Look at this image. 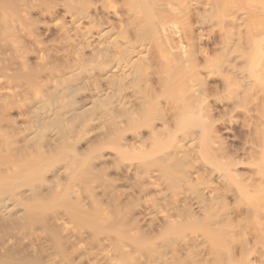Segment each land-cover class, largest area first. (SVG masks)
<instances>
[{
  "label": "bare ground",
  "instance_id": "1",
  "mask_svg": "<svg viewBox=\"0 0 264 264\" xmlns=\"http://www.w3.org/2000/svg\"><path fill=\"white\" fill-rule=\"evenodd\" d=\"M6 3L7 1H5ZM3 4V2L0 3L1 7ZM71 4L72 1L70 2ZM73 4L72 8H66L65 13L74 24L73 31L71 30L72 35H68V30H63L62 33L59 32L63 39L60 37L63 41L62 44L64 43L67 46L66 48L62 45L64 49L66 48L64 54H67L68 49L71 50L70 53L68 52L67 57L66 55L63 56L66 58L71 56L72 58H70L75 65L74 61L81 59L79 54L82 55L80 52L84 49H78L77 47L80 46V43L78 45L76 42L83 40L86 48L90 47V49H93L91 51L89 50V52H92L90 56L95 52L93 55L95 60L97 57L100 59V61L98 59L97 63L95 60L92 61L89 58L92 63L89 61L87 63L95 65L94 67L98 65L95 70L99 68V73L102 75V86L99 85L101 88L98 89V84H92L97 87L92 86V88H96L95 90L92 89V92L94 91L93 100L90 105L86 104L87 106H85L84 110L91 111L92 109H96V122L92 120V123L95 122L94 126L98 121L102 120L104 122L103 125L112 127L107 132L109 133L108 142L109 144L114 143L115 145L113 146L118 145V141H121L120 136L123 135V131L128 129L126 128L127 126L139 125L141 128L145 126L149 127L148 131L150 136L148 139L137 141L139 135L136 134L133 136L137 142L133 144L130 154L132 153L135 156L129 155V151L127 153L128 156L134 157L135 159L123 163L121 170L129 178H132L131 180L129 179V182L132 181V187L128 189L131 192L127 190L129 194L133 193L135 195L137 193L143 198L140 200V196L138 197L137 195V198L141 202L135 208L132 207L133 212L135 210L137 213L143 214L142 219H145L149 224L154 221L158 223L159 221H163V224L165 222V235H176L170 239H168L170 236H167L165 239L153 243L150 249H148L149 251L147 250L149 253L148 258L145 257L148 254L143 256L146 259L141 258L142 255H140L141 257L135 256L133 262H137L138 264H185V261H182L183 259L180 260L181 255L178 256L177 254L182 249L181 251L184 250L190 254L189 259L191 262L188 264H198L199 262L195 263L194 258H201V264H250V259L247 258L245 255L246 252L243 250L246 247V244H243V242L248 238V235L245 238L244 234L246 235L249 232L250 237L257 238L255 242L258 241L261 243L256 242V245L259 246L255 245V249L258 250L255 253L257 254L259 252L258 254H260L258 258L259 263L257 264H264V167L260 168V170L262 169L260 171L261 177L258 178V180H262L257 182L256 177V181H253L254 179L250 177L251 180L253 179L252 182L248 181L242 184L238 183V179L232 171V165L238 155L237 149L234 152L229 150L223 152L221 150L222 157L220 159L217 156H213L210 159V169L207 170L208 177H213L218 183H222L227 191L237 186L238 195H242L241 197H243V194L246 196L251 193L249 195L251 199L255 196L257 198V203H255L256 200L252 201L247 196V199L245 196L243 197V199L245 198L244 200L240 196L235 199L240 198L243 201L238 200L239 202L235 201L234 203L237 202L240 204L241 202L242 204L248 200V204L245 202L243 208L246 211L243 213L247 216V219L245 218L246 221L245 219H240L237 223H234V218L232 220L231 218L236 215V211L232 210L237 209V207L240 210L242 208L238 205L233 208L230 205L233 208L231 211L235 215L232 212L230 213L229 208L231 207H229V204H225L222 200L224 198H221L226 194V191L224 190V194L221 191L223 195H220L218 193L220 189L217 188L221 185L217 186L216 184L213 186L216 180L213 181L211 179L212 181L210 180L209 182L208 178L206 179L207 175L205 178H201L192 163V155L184 152L180 143L184 140L189 141L188 146L193 148V145L198 142L199 149L194 152L198 156L204 154L205 156L206 154L211 155L214 149L213 140L210 137L211 133H209L214 122L212 120L210 121V118H208L210 115H207L210 111L208 112L209 108L207 109L206 105L207 95L205 96L204 91L206 90L203 88L206 86V82L203 80L204 76L202 79V74L213 78V75L216 76L225 70L226 72H232L234 76L226 74L225 80L228 82V85L230 84L232 86L230 89L233 92L231 93L233 96L232 99L236 100L240 98L246 99L249 92H251L248 89H250L254 81L257 84L264 83V0H122L120 3L118 0H74ZM5 6L3 7L5 8ZM53 11L57 13L54 9ZM53 11L51 10L43 14V18L48 20L53 19ZM7 15V13L6 15L4 14L6 22L7 20L9 21ZM85 22L86 24H84ZM49 26H46V29ZM61 29L65 28L61 27ZM6 32L4 31L2 33L6 34ZM216 34H219V39L212 46L211 43L214 41H211L214 35L217 36ZM174 38H178V42ZM36 44H38V46L34 45L36 54L33 55L37 61L43 62L46 59L43 54V52L45 53V46L42 47V44L39 45V42ZM59 50L57 52L54 51L57 55L61 54V57L63 51L61 49V53L58 54ZM54 51L51 52L54 53ZM64 57L62 59H65ZM78 64L80 65V63ZM84 64L82 63L81 66L75 65L74 68L70 66L73 69H68L69 71H63L66 69H61L63 71L61 74H68L71 79L75 76L82 77L81 75L84 72L88 73V71L94 68L93 66L91 68L90 64L88 65L90 70H88L89 67H86V69ZM83 65L84 67H82ZM93 70L92 72L90 71L92 75L95 72ZM88 74L92 78V75L90 73ZM155 76L156 81L154 80ZM208 77L207 80H209ZM86 78L88 77L86 76ZM91 78L90 81L92 80ZM73 80L75 79L73 78ZM84 80L87 79L84 78ZM155 82L162 91L160 89V92L157 91V86L154 85ZM202 82L205 83L204 86ZM2 88L4 87L2 86ZM247 98L249 99V97ZM107 99H111L112 101L110 100L108 102ZM242 100L245 101L244 99ZM104 101L110 107L109 105L106 106L103 103ZM233 102L236 101L234 100ZM96 104L97 106L100 105L95 108L94 106ZM101 104H105L104 107ZM136 104L138 106L141 104L142 107L140 105V109H136L135 107L133 110L130 109V107ZM138 106L136 107L138 108ZM109 108H114L113 112L118 109L119 113L117 111V114L119 115L116 114V111L113 114L112 109L110 110ZM166 114L172 116L174 122L176 120L177 123L175 125L180 131L179 135V131H176V134H168V137L163 136V134L167 135L164 132L167 131V129L165 130L167 126L164 127L165 121L170 119L168 118L166 120ZM189 119L199 120V123L196 124L189 121ZM92 123L91 125H93ZM157 123L162 124H159V127ZM139 126L138 128H140ZM131 127L133 129V126ZM175 130L172 131L175 132ZM51 132L52 136H57L56 134H58L55 133L56 130L55 132L53 130ZM107 132L105 133L106 135ZM120 145L121 143H119ZM38 156L34 155V159L39 158ZM31 157L27 158L26 163L31 162ZM34 159L32 158L31 160L35 162L40 158ZM35 168L37 167L35 166ZM36 170L39 171V169ZM235 183H238L239 187ZM249 183L252 185H249ZM70 184L73 183L70 182ZM96 184L93 185L94 189L91 188L92 190L96 189V191H100L103 189L104 184H101L100 181L96 182ZM250 186H253L254 190H256L255 187L257 186H261V188L263 186L261 189L262 192H259L260 189L259 191L257 189V194L253 195V189ZM91 189L89 188V190ZM239 190L242 194H240ZM78 191L77 189L74 193L77 195L80 194ZM232 191L231 189L229 192ZM237 191L234 190L232 194L237 193ZM67 192L70 193V191ZM69 193L64 195L68 196ZM258 193H261L260 195H263V198L260 196L258 199ZM121 194L124 196L126 192H120V196L122 197ZM129 194L127 197L131 196L132 198L133 194ZM229 194L227 193L226 195ZM109 195L113 198L111 199L109 196V200L111 199L115 202L118 200L114 195L110 193ZM117 195L115 194V196ZM77 197L82 196L78 195ZM67 199L64 200L66 201ZM89 199L93 200L92 197ZM138 199L135 197V199L132 198L131 200L137 201ZM224 200L227 201L226 198ZM250 201L254 203L252 204ZM95 202L94 204H96ZM116 208L115 210L117 211L119 208ZM77 210L80 212V209ZM194 211L198 213L196 216L193 215L195 213ZM231 214L233 215L232 217L230 216ZM118 215L122 218V215ZM192 215L196 218L197 215H202L200 218L203 221L197 222L193 220L194 217ZM56 217L58 218V216ZM62 218L63 216H59L57 220L59 224H57L61 225L62 223L64 232L70 235L75 234L77 231L75 232V229L73 230L67 227L62 222L64 219ZM109 220L111 221L112 219ZM241 220L244 222L242 223ZM251 221L252 223H249ZM110 223H108L110 226L113 225L112 221ZM115 223L117 222L115 221ZM123 223L119 224L123 225ZM238 235H240L238 239L241 238L240 242L237 239ZM44 236L40 234L37 237L40 239V243L43 242ZM82 236L83 234L81 233ZM76 238L78 237L76 236ZM144 243H142V246H146L148 242L146 244ZM242 244L244 247H241ZM191 245L196 246L193 251L191 249L189 250ZM153 247L159 248L158 252L153 253L152 249L151 252L153 254L150 255V250ZM237 247L238 249L241 247L240 251L242 250L244 255L240 253L246 256V258L243 257L240 261L237 260L241 259L242 255L239 256L241 258H237L236 260L234 257L238 256L237 254L234 255ZM104 248H102L101 244L97 245L93 242L92 255L98 259L110 260L113 258L114 255L113 257L111 256L114 253H110V250H105ZM115 262L118 264V261ZM111 263L114 264V259H111L109 264Z\"/></svg>",
  "mask_w": 264,
  "mask_h": 264
},
{
  "label": "rangeland",
  "instance_id": "2",
  "mask_svg": "<svg viewBox=\"0 0 264 264\" xmlns=\"http://www.w3.org/2000/svg\"><path fill=\"white\" fill-rule=\"evenodd\" d=\"M0 1L4 4L5 1H7L5 4L6 6L3 4L5 8L3 6V8L1 7L2 4L0 5V21H3L0 22V264H109L111 259H114V264H116L115 261H118V264H136L137 262H133L135 256L138 257L142 255V257H140L143 258L145 254H148L145 256L148 258V249H150L153 243L159 242L167 236H170L168 239L176 236L175 234L165 235V222L163 224V221H159V223L154 221L155 223L152 222L154 224H149L145 219H142L143 214L141 215V213H137L135 210L133 212L132 209L143 199L141 195L137 193L134 195L132 193L133 199H135V197L138 199L137 195L138 197L140 196L139 199H141L137 201L131 200V196L127 197L129 192H131V190L128 189L132 187V181L129 182V179L131 180L132 178H129L126 173L121 170V165L135 159L131 157L135 155L132 153L130 154L133 144L139 140L144 141L149 138V127L145 126L146 128H141V126L138 125L140 127L138 128L137 125H131L133 126L132 129L131 126V128L127 126L126 128L128 129L125 128L126 130L122 132L123 135L120 136L121 141H118V145L116 144V146H113L115 145L114 143L109 144L108 142V132L111 126L109 125L110 127H108L107 125H103L104 122L102 120H97L98 123L94 126L96 122V109L85 111L84 108L92 103V97L94 96V91L92 92L94 88H92V86H98V89L101 88L99 85L102 84V75L99 73V68L95 70L98 65L94 67L95 65L91 64V60H95L93 56L95 52L90 56L92 52H89V50L91 51L93 49H90V47L86 48V44L83 40L76 42L78 45L80 43L81 46V48H79L80 46L77 45L78 49L84 48L83 51L80 50L82 51L80 52L82 55L79 54L81 59L77 60L80 61L78 62L80 65L77 61L74 62L76 66H81L82 63H85V68H88V65L91 64L90 67H94L92 68L94 69L93 71H95L94 74L92 75V69L90 70V67L88 70L91 72L88 70L86 71L92 75V78L91 76L89 77V74L86 72L83 73L84 75H81L82 77H73L75 80H73V78L71 79L68 74L69 79L66 77L67 75L61 74L63 71L72 70L75 66L71 56V58L68 56L70 59L66 58L71 50L68 49L69 51L67 50V54H64L67 46H65L64 43L62 44L63 39L60 34L63 30H68V35H72L74 24L65 13L66 8H72L74 0ZM71 1L72 4L70 5ZM118 1L120 3L122 0ZM53 9L57 11V13L54 12ZM51 10L53 11V19L48 20L43 18L42 15ZM3 13L5 15L6 13L8 14L7 19H9V21L7 20V22L9 24L5 21L6 19H4ZM84 24H86V22ZM45 25H50L51 27L49 26L47 27L48 29H46ZM43 26L48 31H46ZM61 27L65 29H61ZM5 28L10 31L7 29L4 30ZM49 28L51 29L49 30ZM4 31H7L6 34L2 33ZM216 35L217 36L214 35L215 39L213 37L214 40L212 39L211 41H214L211 43L212 46L216 41L218 42L217 39H219V34ZM174 40L177 41L178 38H174ZM38 42L39 45L42 44V47L45 46V53L43 52V54L46 59L43 62L37 61L34 57L36 54L34 45L38 46V44H36ZM62 45L66 48L64 49ZM46 47L47 49H45ZM57 48L62 49V56L66 55V57L63 56L66 60L62 59V56L60 57L61 54L59 53H61V49L59 50ZM54 50L56 52L59 50V55H57ZM51 51H54L56 54ZM89 58H91V60ZM98 59L97 57L95 61L97 62ZM88 61L91 63H87ZM84 65L82 67H84ZM61 69L66 70L62 71ZM223 73H218V75L215 74L216 76L213 75V78H209L208 75L202 74V79L204 76L203 80H205L204 82H206L207 86V89L206 86L203 87L204 90H206L204 91L205 96L207 95L206 105L207 109L209 108L208 112L210 111L209 114H207L210 115V117H207L210 118V121L212 120L214 122L209 132L211 133L210 137L213 140L214 146L211 155L206 154L205 156L204 154L198 156L194 154V152L199 149L197 145L198 142L193 145V148L188 146L189 141L184 140L180 143L184 152L192 155V163L196 167L197 173L201 178H205L207 175L206 179L208 178L209 182L211 179L213 181L216 180L213 177H208L209 175L207 174V170L210 169V159L213 156H217L220 159L222 157L221 150H223V152L228 150L234 152L238 150L237 159L232 165V171L236 175L238 183L244 184L248 181L252 182L253 179V181L258 180V178L261 177L260 171L262 169L260 170V168L264 167V83L257 84L256 81H254L250 89H248V91L251 90V92H249L250 95L248 94L247 96L249 99L246 97V99L240 98L241 100H236L232 99L233 96L231 93L233 92L230 91L232 86H230V84L228 85V82L225 80L226 74H231L230 76L234 75H232V72H226V70L223 71ZM86 76L88 78H86ZM206 76L209 80H207ZM84 78L87 80H84ZM90 78L92 79L91 81ZM88 80L90 83H88ZM154 80L156 81V76ZM204 82H202L203 86L205 85ZM94 83L98 85H92ZM154 85L157 86L156 82ZM2 86L4 88H2ZM157 89V91H159L160 87L157 86ZM160 91L162 90L160 89ZM110 100L111 99H109L108 102ZM234 100L237 103L233 102ZM103 103L106 104L105 101ZM105 104L101 105L104 107ZM108 105L109 104H106V106ZM140 105L141 104H139V106ZM98 106L96 104L94 107L96 108ZM136 106H138V104L133 105L130 109L133 110L134 107L140 109L139 106L138 108ZM109 109L111 110L112 108ZM113 110L114 108L112 109V113L115 114L114 112L116 110L114 112ZM166 115V120L168 118L171 120L165 121L164 127L167 126V128H165L167 131L164 132L167 133V135L163 134L164 137H168V134H176V131H179L175 125L177 123L176 120L174 122L172 116ZM207 117H205V119H207ZM92 120L95 122L92 123ZM189 121L196 124L199 123V120L196 119H189ZM91 123L93 125H91ZM159 124L157 123L160 127L162 123ZM52 130L54 132L56 130L55 133H58L56 134L57 136L51 135ZM170 130H175V132H171ZM105 131H108L107 135ZM136 134L139 135L137 141L133 137ZM179 134L180 131L178 132V135ZM119 143H121L120 146ZM61 149L63 150L61 151ZM127 151H129V155L131 156H128ZM34 155L38 156L40 159H34ZM29 157L34 160H39L34 162L30 159V161L34 163L30 164L31 162H27V164L26 161ZM35 166L37 168H35ZM36 169H39V171ZM75 173L81 176L75 175ZM250 177L253 179L251 180ZM260 180L262 179H259L257 182ZM98 181L104 185L102 187L103 189L100 191L97 190V192L96 189L92 190L91 188H93V185ZM70 182L73 184H70ZM238 183H235V185H238ZM216 184L217 186L221 185L219 186L220 188H217V186L216 188L220 189V192H217L223 195L225 190L224 185L220 182L218 183L217 180L215 184L213 183V186ZM70 185L72 186L67 187ZM249 185L252 184L249 183ZM236 187L231 189L237 191ZM258 187L259 186L255 187L256 190H254L253 186L251 187L254 190H252L253 195L257 194V189L258 191L260 189L259 192H262L261 189L263 186L262 188L261 186ZM89 188L91 190H89ZM222 188L224 189L221 190ZM77 189L80 193L78 195L82 197H77L78 195L74 193ZM231 189L229 191H231ZM67 191H70V193ZM124 191L126 194H124V196L121 194V197L120 192ZM225 191L226 194L230 193L229 195L224 194L225 197L224 195L221 197L227 199V201L222 199L225 204H229V207L233 206V208L237 207V205L242 208L240 210L237 207V209L235 208V210H232L236 211V215L231 211L233 208H229L230 213L232 212V214L235 215H230L231 217L233 216L231 220L234 218V223H237L240 219L244 220L247 217L246 214H243L246 212L245 209H243L246 201L243 202L244 204H241V202L245 199H243L245 195L243 194V197H241L242 195H238V191L233 194V191ZM239 192L242 194L240 190ZM67 193H69L68 196L64 195ZM109 193L118 199L116 200L114 198L117 203L111 200L113 198ZM88 194L93 200L89 199L91 197H88ZM115 194L118 195L115 196ZM250 194L251 193L246 195L248 199H251V196H249ZM258 194V199L260 196L263 198V195H260L261 193ZM238 196L243 200H240V198L235 200ZM66 197L69 198L67 199ZM94 197L96 202L94 201ZM108 197L111 198V203ZM254 198V200H251L255 201L257 199L256 196ZM64 199H67V202ZM238 200L241 201L240 204L237 203L239 202ZM92 201L96 204H94V202L91 203ZM235 201L237 202L234 203ZM247 202L246 204H248ZM250 203L253 204L254 202L250 201ZM255 203H257V200ZM76 208L80 209V212ZM117 212L122 215L124 219H122ZM196 214L198 213L195 212L193 215L196 216ZM61 215L65 219L62 218V222H64L67 227L73 230L75 229L74 231H77L76 233L74 232L76 235H70L64 232L62 223L58 225L59 221L57 222V220L59 216L62 217ZM56 216H58V218ZM201 216L202 215H197L198 220L196 217H194L193 220L201 222ZM109 219H112L113 225L111 226L109 225L111 224ZM115 221L117 223H115ZM119 223H123V225ZM249 223H252V221ZM117 226L121 227L117 228ZM32 232L33 234H31ZM36 233L38 236L40 234H43V236L45 235V238L42 240L43 242H41L42 244L40 243V239L37 238L38 236ZM81 233L83 234L82 237ZM76 236L78 238H76ZM239 236L240 235L237 236V239ZM244 236L245 238L248 237V240H244L247 243L243 242V244H246V247H244L243 244L241 247H244L243 250L247 253H245V255L250 259L249 263H259L258 258L260 254H258L259 252L257 253L258 255L255 253L257 250L255 249L256 242L259 243L258 241L255 242L257 238L254 239L253 236L250 237L249 232L246 235L244 234ZM240 239L241 238L238 239L239 242ZM144 241L146 242L144 243ZM93 242L97 245L101 244L102 248L105 246L104 249H108L110 253H114L111 256L113 257L114 255V257L110 260L94 257L92 255ZM142 243L147 244L146 246H142ZM238 247L235 249L234 255H238L234 256L235 260L241 258L239 256L243 254L242 250L240 251L241 247L239 249ZM195 248L196 246L191 245L189 250L191 249V251H193ZM158 249L159 248L153 247L150 252L157 253ZM181 250L178 251L177 254L178 256L181 255L180 260L183 259L182 261L188 264L191 262L189 259L190 254ZM152 252L150 255L153 254ZM243 255L242 258L237 261L242 260L243 257L246 258V256ZM145 257L143 259H146ZM194 260L195 263L199 262L201 264V258H194Z\"/></svg>",
  "mask_w": 264,
  "mask_h": 264
}]
</instances>
